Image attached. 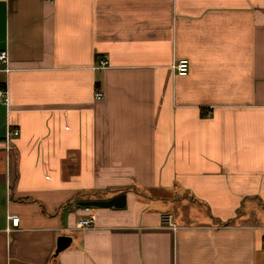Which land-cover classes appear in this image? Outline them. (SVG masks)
Returning <instances> with one entry per match:
<instances>
[{
  "label": "crops",
  "instance_id": "0c3cea01",
  "mask_svg": "<svg viewBox=\"0 0 264 264\" xmlns=\"http://www.w3.org/2000/svg\"><path fill=\"white\" fill-rule=\"evenodd\" d=\"M1 50L0 264H264V0H0Z\"/></svg>",
  "mask_w": 264,
  "mask_h": 264
},
{
  "label": "built area",
  "instance_id": "2783aa9c",
  "mask_svg": "<svg viewBox=\"0 0 264 264\" xmlns=\"http://www.w3.org/2000/svg\"><path fill=\"white\" fill-rule=\"evenodd\" d=\"M7 62H8L7 50H1L0 51V66L2 63L7 64ZM175 67L179 75H187L190 70V60L188 58H181L178 60ZM95 98L97 100L103 99L104 98L103 91L97 90L95 93ZM0 103H4V104L9 103V91L5 84H0ZM18 133H19V130L17 128L10 129L8 133V137L10 136V134L18 135ZM78 208H83L87 212V215L78 220L77 227L81 229L93 227L97 220V215L93 211V206L91 205L80 206L79 205ZM10 219L12 221V226L19 225V219H20L19 216L12 215ZM162 223L164 226H167V227H173V228L177 227L173 222L171 214H164L162 217ZM263 242H264V238H263Z\"/></svg>",
  "mask_w": 264,
  "mask_h": 264
},
{
  "label": "water",
  "instance_id": "95a60500",
  "mask_svg": "<svg viewBox=\"0 0 264 264\" xmlns=\"http://www.w3.org/2000/svg\"><path fill=\"white\" fill-rule=\"evenodd\" d=\"M125 194H121L111 199L107 200H89L83 202L82 205H94V206H122L124 205ZM65 238H61L58 244L57 252L65 245Z\"/></svg>",
  "mask_w": 264,
  "mask_h": 264
},
{
  "label": "bare ground",
  "instance_id": "6f19581e",
  "mask_svg": "<svg viewBox=\"0 0 264 264\" xmlns=\"http://www.w3.org/2000/svg\"><path fill=\"white\" fill-rule=\"evenodd\" d=\"M178 62V61H177Z\"/></svg>",
  "mask_w": 264,
  "mask_h": 264
}]
</instances>
